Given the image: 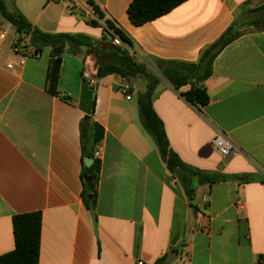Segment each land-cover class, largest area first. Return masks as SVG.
<instances>
[{"label": "crops", "instance_id": "obj_1", "mask_svg": "<svg viewBox=\"0 0 264 264\" xmlns=\"http://www.w3.org/2000/svg\"><path fill=\"white\" fill-rule=\"evenodd\" d=\"M2 1L34 28L86 36L95 49L73 53L66 47L54 95L51 49L20 65L12 50L16 31L0 40V256L15 249L13 218L40 212L39 264H154L174 250L179 260L172 264H264V31L227 45L211 75L196 82L210 97L204 107L187 102L182 94L190 85L175 89L154 63H198L246 2L250 9L264 2L188 0L136 26L127 13L133 0H91L103 19L88 0ZM106 21L132 43L119 47L156 80L153 108L180 159L202 171L253 180L198 185L189 200L141 120L139 97L149 78L97 76L114 63ZM125 83L130 99L121 91ZM93 101L92 119L104 129L95 147L101 153L96 221L81 196L80 125ZM217 131L237 146L232 157L214 147Z\"/></svg>", "mask_w": 264, "mask_h": 264}, {"label": "trees", "instance_id": "obj_2", "mask_svg": "<svg viewBox=\"0 0 264 264\" xmlns=\"http://www.w3.org/2000/svg\"><path fill=\"white\" fill-rule=\"evenodd\" d=\"M188 0H133L128 8V16L131 22L140 26L147 22L154 21L157 18L171 12L179 5ZM95 15L99 19L104 16L100 9L88 0ZM251 2H246L241 7V12L233 24L224 32V34L212 45L207 47L196 64H186L182 62L168 63L169 67H162L158 60H154L155 65L161 72L162 76L173 85L177 90L190 85V88L182 94L187 102L200 108L209 104L210 97L205 86L197 83H203L212 72V64L221 51L230 43L241 37L247 32L241 31L247 26L257 27L258 32L264 31V5L250 9L247 8ZM0 14L15 29L17 34H27L31 36V43L36 48L38 54L46 48L51 49V60L48 69V81L50 84L49 91L54 95L57 94L56 87L60 76L62 65V55L66 47L69 46L73 53H77L82 48L95 49V43L83 35H72L66 33H45L34 28L27 19L18 11H9L2 0H0ZM246 20H243V17ZM259 25V26H258ZM106 26L118 35L121 40L128 46L131 41L125 34L114 25L106 21ZM114 57V63L97 70L98 77H104L110 74H119L122 77L133 78L146 76L149 78L147 90L139 97L140 116L145 130L154 139L161 158L165 162L169 173L181 185L183 191L190 201L194 199L195 190L198 185L216 184L226 182L230 179H242L244 181L253 180V176H228L217 172H207L194 168L184 163L180 157L171 149L163 122L156 114L153 108V96L156 80L151 78L147 72V66L137 62L129 55L125 48L114 44L111 49ZM69 100L68 97H64ZM95 102H92L91 114L86 115L80 125V144L81 159L83 170L81 179L83 181L82 199L88 210L92 213L94 220H97V184L101 161L94 157L96 144L103 138L104 129L92 119ZM93 157L94 162L91 167L87 168L84 160ZM85 177H93L92 182L85 181ZM264 184V179H261ZM94 194V199H88V195ZM195 212L197 209L194 208ZM42 230V215L40 212L17 215L13 218V233L15 239V249L12 252L0 256V264H39L40 241ZM176 253L179 251L174 250ZM167 255L157 259L154 264H164Z\"/></svg>", "mask_w": 264, "mask_h": 264}, {"label": "built area", "instance_id": "obj_3", "mask_svg": "<svg viewBox=\"0 0 264 264\" xmlns=\"http://www.w3.org/2000/svg\"><path fill=\"white\" fill-rule=\"evenodd\" d=\"M7 30H5L0 25V40H4L7 36ZM113 43L117 46H122L123 41L118 35L114 34ZM12 50L13 52L19 56V63L23 65L25 61L30 57H39L40 54L36 52V48L31 43V36L27 34H17L12 42ZM11 67V66H9ZM83 77L88 81L90 86H94L96 81L88 72H84ZM131 87L128 83H125L121 91L123 94H126V99H130L129 92ZM212 143L214 147L218 150V152L223 156L230 158L238 152L237 146L234 142L222 131H217ZM94 157L100 160L101 153L99 150H96L94 153ZM184 251V250H183ZM183 256V252L181 253ZM179 260V258H178ZM137 264H145L143 261H137Z\"/></svg>", "mask_w": 264, "mask_h": 264}, {"label": "water", "instance_id": "obj_4", "mask_svg": "<svg viewBox=\"0 0 264 264\" xmlns=\"http://www.w3.org/2000/svg\"><path fill=\"white\" fill-rule=\"evenodd\" d=\"M94 162V158L93 157H88L84 160L85 166L87 168L91 167L92 164ZM85 181L87 182H92L93 181V177H85ZM95 195L94 194H90L88 195V199H94ZM177 254L174 251H171L165 258L164 264H172L173 262H175L177 260Z\"/></svg>", "mask_w": 264, "mask_h": 264}, {"label": "rangeland", "instance_id": "obj_5", "mask_svg": "<svg viewBox=\"0 0 264 264\" xmlns=\"http://www.w3.org/2000/svg\"><path fill=\"white\" fill-rule=\"evenodd\" d=\"M12 1H14V0H12ZM257 2L258 3H255V6H258V5L262 4L264 1L263 0H258ZM0 21H1V23H2V25H3V27H4L5 30H7L9 32H12V33L15 32L14 27L12 25H10L8 22H6L3 19H0ZM256 28L257 27H254V26H247L246 28H243L241 31H244V32H255V31H257Z\"/></svg>", "mask_w": 264, "mask_h": 264}]
</instances>
